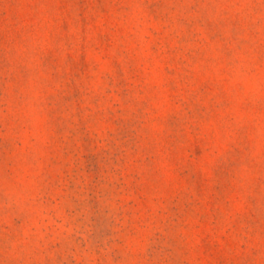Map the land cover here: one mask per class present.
Wrapping results in <instances>:
<instances>
[{
  "label": "rangeland",
  "instance_id": "1",
  "mask_svg": "<svg viewBox=\"0 0 264 264\" xmlns=\"http://www.w3.org/2000/svg\"><path fill=\"white\" fill-rule=\"evenodd\" d=\"M0 264H264V0H0Z\"/></svg>",
  "mask_w": 264,
  "mask_h": 264
}]
</instances>
